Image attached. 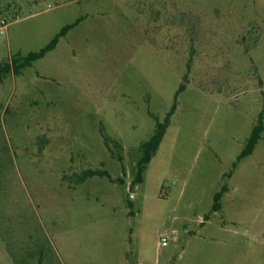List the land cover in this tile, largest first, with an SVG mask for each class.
Wrapping results in <instances>:
<instances>
[{
  "label": "rangeland",
  "instance_id": "1",
  "mask_svg": "<svg viewBox=\"0 0 264 264\" xmlns=\"http://www.w3.org/2000/svg\"><path fill=\"white\" fill-rule=\"evenodd\" d=\"M0 264H264V0H0Z\"/></svg>",
  "mask_w": 264,
  "mask_h": 264
},
{
  "label": "trees",
  "instance_id": "2",
  "mask_svg": "<svg viewBox=\"0 0 264 264\" xmlns=\"http://www.w3.org/2000/svg\"><path fill=\"white\" fill-rule=\"evenodd\" d=\"M77 20L71 24H67L65 26H63L58 33L55 34V36L47 43L45 44L43 47H41L38 51H34V52H30L28 53V55L23 59V61H21L20 63L16 64L13 66V72H18V70L24 66L30 65L32 61L41 58L42 56L45 55V53L51 51L55 45L58 42V39L65 35V33L71 29L75 24H77ZM6 69H8L6 67ZM185 88V85L183 83H180L178 88L176 89L175 93H174V99L173 102L170 106V108L168 109V111L166 112L164 118L162 121L158 120L157 117H154L155 120V126H154V130L153 133L150 135V137L142 142L139 146V151H140V156L138 158L137 164H136V173H135V177H134V181L136 183H141L142 182V174L143 171L146 168L147 163L150 161V159L155 155L160 142L165 134L166 128L168 127L169 123H170V119L171 116L175 113L176 108H177V97L179 95L180 92H182ZM262 113L259 114L258 116V121L256 122V124L252 127L250 135L248 136L245 145L243 147V149L241 150V152L237 155L236 157V162L239 161L240 159H242L245 156H248L249 154L252 153L255 145L257 144L258 140L260 139V134L263 131V122H262ZM105 140L107 141V139L105 138ZM105 141V142H106ZM107 143V142H106ZM108 144V143H107ZM110 148V152L111 147ZM112 153V152H111ZM233 166L236 165L235 162H233L232 164ZM94 175H98V176H108V173L105 170H91V169H87L85 170L80 177V180L83 181L86 178L92 177ZM225 188L222 187L219 191L215 192L213 195V205H212V210H218L220 208V204H219V200L222 196V194L224 193ZM128 204L130 206H132L131 202H128Z\"/></svg>",
  "mask_w": 264,
  "mask_h": 264
},
{
  "label": "built area",
  "instance_id": "3",
  "mask_svg": "<svg viewBox=\"0 0 264 264\" xmlns=\"http://www.w3.org/2000/svg\"><path fill=\"white\" fill-rule=\"evenodd\" d=\"M170 238L173 239V240L176 239L175 234L173 232L170 233L167 236H162L159 239V241H158V247L160 248V247H163V246H167L168 245V239H170Z\"/></svg>",
  "mask_w": 264,
  "mask_h": 264
}]
</instances>
